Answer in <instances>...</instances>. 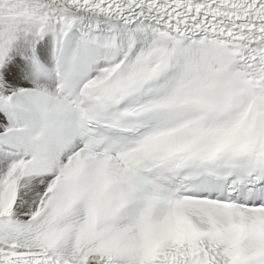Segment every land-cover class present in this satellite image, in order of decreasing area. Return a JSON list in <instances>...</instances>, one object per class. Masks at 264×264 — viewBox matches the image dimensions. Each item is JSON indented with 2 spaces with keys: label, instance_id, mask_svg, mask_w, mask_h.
Instances as JSON below:
<instances>
[{
  "label": "snow or ice",
  "instance_id": "1",
  "mask_svg": "<svg viewBox=\"0 0 264 264\" xmlns=\"http://www.w3.org/2000/svg\"><path fill=\"white\" fill-rule=\"evenodd\" d=\"M0 264H264V0H0Z\"/></svg>",
  "mask_w": 264,
  "mask_h": 264
}]
</instances>
